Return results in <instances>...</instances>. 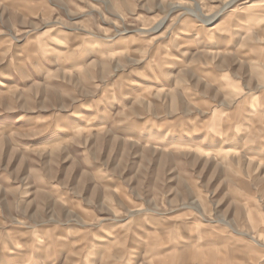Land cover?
Instances as JSON below:
<instances>
[{"label": "rangeland", "instance_id": "obj_1", "mask_svg": "<svg viewBox=\"0 0 264 264\" xmlns=\"http://www.w3.org/2000/svg\"><path fill=\"white\" fill-rule=\"evenodd\" d=\"M0 264H264V0H0Z\"/></svg>", "mask_w": 264, "mask_h": 264}, {"label": "bare ground", "instance_id": "obj_2", "mask_svg": "<svg viewBox=\"0 0 264 264\" xmlns=\"http://www.w3.org/2000/svg\"><path fill=\"white\" fill-rule=\"evenodd\" d=\"M222 240V239H221ZM4 263V262H3Z\"/></svg>", "mask_w": 264, "mask_h": 264}]
</instances>
